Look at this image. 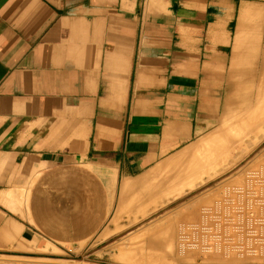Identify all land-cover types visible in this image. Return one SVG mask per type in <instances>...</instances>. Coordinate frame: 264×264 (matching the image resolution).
<instances>
[{"label": "crops", "instance_id": "crops-1", "mask_svg": "<svg viewBox=\"0 0 264 264\" xmlns=\"http://www.w3.org/2000/svg\"><path fill=\"white\" fill-rule=\"evenodd\" d=\"M237 16V0H0V253L93 239L125 180L237 108L264 72L236 54Z\"/></svg>", "mask_w": 264, "mask_h": 264}, {"label": "bare ground", "instance_id": "bare-ground-1", "mask_svg": "<svg viewBox=\"0 0 264 264\" xmlns=\"http://www.w3.org/2000/svg\"><path fill=\"white\" fill-rule=\"evenodd\" d=\"M165 3L167 4V2H165ZM235 34H236V36H235V40H234L235 41L234 46L237 48V52H236L237 56L238 57L249 56L250 58L254 59L255 63L260 62L262 60V58L264 57V0L257 1L255 4H248V7L244 12V16L242 17V19L239 23V26L237 27V33H235ZM246 48H247V50H246ZM258 58H260V60ZM255 70H257V69H255ZM259 73L263 74L262 78L260 77L261 79H259L260 81L259 80L255 81V79L253 81L254 86H255V83L258 82V89L260 88V91L258 92V94L260 95V98L256 104L257 106H254L255 101L253 102L254 103L253 106H252V104L249 105L250 101L252 103V100H249V97L244 96L246 101H247V102L246 101L244 102L245 106H244V103L239 104V105L243 106V110H240L241 108L238 107L239 105L237 106V108L230 107V111L225 113L223 115V117L221 118V124L215 126V129L206 133L205 136H202L201 138L191 142L190 144H188L184 148L178 150L174 154L170 155L171 157H168V159L164 158L166 160L163 159L164 161L161 160L160 163L159 162H158V164L156 163L157 165L153 169H151V171H149L148 173L143 175L142 178L141 177L137 178V180L139 179L138 182H136L137 180H135V183H133V181L130 180V182H132V183H130L129 179L125 180V182H124L125 187L124 188H126L128 186L127 189L129 190L128 191L125 189V191L129 192L128 194H127V192L125 193L123 190V192L125 194H127L126 195L127 199L124 200V201H126L127 205L123 201L124 204L126 205V210H125L126 212L129 211L128 213H130V214H132V212H134V214L135 213L137 214V211H138V213H142V215H143V214H146L145 211L149 208L148 206H151L153 208L155 207L156 210H157V208H160V205H158L159 200L163 201V199L164 200L166 199L168 202V200L170 201L171 198L177 199L179 197H183L186 194L188 195L189 190L193 191L194 189H196L198 187H199V189H201V188L205 189L207 187L205 191H207V189H208V191L210 189H213L211 187H208L209 184L206 181H208V179H210V181H211L212 176L219 174L228 166V165H223L224 167L225 166L226 167L222 168V163L220 161H218L215 154L218 151L221 152L223 150V148L226 147L227 144L229 145L231 142H233L230 145L233 146V144H234V150H236L235 152H237L239 150L238 152L241 155L242 151L244 152L246 150V152H247L248 147H250L251 143H252L251 145H253V141H255L254 139H256L257 137L259 138L261 136L260 134L264 135V133H263L264 132V72H263V70H261V68H260ZM245 75H247V74L245 73ZM250 76L248 75L249 78H250ZM241 78H242V76H241ZM241 81L243 82V80H241ZM245 82H249V81H246V78H245ZM250 95L251 94H248V96H250ZM251 96H250V98H251ZM253 100H254V98H253ZM243 101H244V99H243ZM248 120H250L252 122L250 123V122H248ZM233 137H235V139H233ZM262 147H264V145ZM220 148L222 150H219ZM232 148H229V149L227 148L228 149L227 152L229 153V155L231 154L229 151H231V150L233 151ZM224 150H226V148ZM235 152H234V154H236ZM262 152H264V151H262ZM219 153H218V155H219ZM221 153L223 154V152H221ZM258 154L255 153V155H257V156H258ZM224 155L221 156V154H220L219 156H221L220 158H222ZM229 155H227V156H229ZM230 156L232 158L234 157V155H230ZM261 157H263V156H261ZM213 158L214 159L216 158L217 160H214ZM237 158H239V157H237ZM211 159L213 161H217V163L220 162L221 164L220 163H218V164L216 163V164L221 165V168H219V166L215 165V162L214 163H212L213 161L210 162ZM226 160L227 159H225V161ZM228 160H229V158H228ZM222 162H223V160H222ZM227 162L228 161H226V163ZM231 163H234V162H231ZM223 164H225V162ZM215 167H218V169H216V171H212V169H215ZM245 167H247V166L245 165ZM228 168H229V166H228ZM237 168H238V165H237ZM235 170H237V169H235ZM231 173H233V172H230V174ZM207 174H209V178L205 179V175L207 176ZM250 174H255V172H252ZM256 174H258V175H255L257 177L252 178L253 177L252 176V177L248 178V180L245 183H246V185L248 184L247 187H249V188H250V186L252 187L254 184L257 185V183H258V185L261 186L260 190L264 191V165H262V167H260V170H258ZM228 176H229V174H228ZM232 176H235V175H232ZM229 177H231V176H229ZM223 178H225V177L223 176L222 179ZM150 179H151V181H150ZM220 179L221 178H217V180H219V181H220ZM217 180L215 179V182L219 183V182H217ZM126 181H128L129 183ZM149 181H150V183H149ZM225 181H226V179H225ZM124 183H122V184L124 185ZM126 184H127V186H126ZM246 185H244V186H246ZM244 186L241 187V189L245 188ZM229 187H228V189L230 190ZM20 191H21V189H20ZM13 192H12V194H13ZM162 192L166 193L165 195L167 196L168 199L165 198L164 194H163V196L162 195L158 196V194H161ZM132 193H133V195L130 196ZM21 195H23V194L21 193ZM21 195L19 194L18 195L19 197L17 196L18 199L21 197ZM200 196H201V194H200ZM245 197H243V198L240 197V199L241 200L245 199ZM23 198L24 197L22 196V198H21L22 202L24 201ZM120 199H121V197H120ZM258 199H259L258 202H261V201L264 202V199H262V198H258ZM235 200H236V198L234 196H232L230 198H227L224 201L230 202V201H235ZM144 203H146V204H144ZM163 203L166 204V201L165 202L163 201ZM183 204H181V205H183ZM222 206H223V204H221V202H218V204L217 203L215 204L214 208H216V209L214 211L216 214L213 215L214 219L223 218V213H220V208H222ZM214 211L209 212V213L205 212V214H203V215H201L199 213V219H202L203 222L204 221L206 222L208 220V218L210 217L211 213H213ZM151 212H153L152 209H151ZM165 213H163V214H165ZM168 213L171 214V212H168ZM175 213H176V216H178L179 214L180 215L183 214L182 210H180V211L178 210ZM121 214H123V213H121ZM136 214H135V216H136ZM142 217L143 216H141V218ZM144 217H145V215H144ZM165 217H166V215H165ZM173 219L174 218L170 215L169 218H168V216L166 217V220H161V221L167 222L168 224L161 222V221L159 222L157 220L158 222H154L155 224L150 225L148 228H146L147 230L145 229V227H147V226L144 225L145 226L143 229L144 231L141 230L142 234L140 233V235H139V232H138L137 233L138 235L136 234L137 237L135 236V238H134V236H131V239L129 240V241H131L129 246L126 243H125V245L120 244L121 246H117V249L119 251V254L117 253L118 254L117 256L120 257L121 259H128V261H130V264L131 263L132 264H190V262H191L190 259H192L193 256L197 254L196 247L198 246L199 248L201 247L202 250H204V251H202V252H204L203 254L205 256V257H203L204 258V260H203L204 264H226L224 262V260L221 261L222 257H224L223 255H219V257H217V258L214 257L213 260L210 259L211 261H209L208 257H207V256H209L210 253L222 254L224 252L223 249L225 246V245H223L222 242H220L218 240L215 243H209V242H207V241H209V239H207L206 236H205L204 241L201 243V246L199 243L187 242L186 239L188 237L185 236V235H187L185 232L187 227L185 229L183 226L182 227L179 226V228H178L179 230L176 232L175 230L177 229L178 222L176 224V222H173ZM209 219H212V218H209ZM129 220H130V218H129ZM131 220H132V218H131ZM136 221H138V219ZM216 221H218L217 222L218 226H212V225L206 226L204 224V226L202 228L203 229H210V230L213 229V230H216L218 233H221L220 230H222L221 228H223L221 226V223H220L221 220H216ZM116 222L118 223L119 220L117 219ZM179 224H180V222H179ZM120 225L122 228L125 227V226H122V224H120ZM162 226H164V227H162ZM199 226H201V225L199 224ZM115 228H117V226ZM199 229H201V228L199 227ZM117 230L119 231V228ZM117 230L115 232H117ZM111 231H114L113 228ZM111 231H109V232H111ZM131 233H132V231H131ZM109 234H111V233H109ZM219 237H221V236L219 235ZM162 243L167 244L169 247L167 249L162 250L160 247ZM239 246L241 247V245H239ZM260 246L264 247V244L260 245ZM193 249H195V250H193ZM257 253L260 254V252H257L256 249H253L249 252V254H257ZM247 254H248L247 252H241V251L240 252H236V251L232 252V250L227 251L228 256L232 255L231 259L232 258L238 259V257H241L243 259L246 257ZM262 254H264V251L262 252ZM128 261L126 260V262H128ZM192 262H194L193 259H192ZM234 263L235 262H233V264ZM240 263H238V264H240ZM8 264H14V263L10 262Z\"/></svg>", "mask_w": 264, "mask_h": 264}, {"label": "rangeland", "instance_id": "rangeland-1", "mask_svg": "<svg viewBox=\"0 0 264 264\" xmlns=\"http://www.w3.org/2000/svg\"><path fill=\"white\" fill-rule=\"evenodd\" d=\"M257 1H262V0H237L238 16H237L236 22L232 25L233 33H232L231 40H233L237 26L239 24V16H240L241 6L243 4L244 5L255 4ZM202 34L203 33H200V36H202ZM170 36H171V39H173L175 42L178 40L177 33H175L174 35L171 34ZM258 59L260 60V58H258ZM259 71H260V67L258 70H255V72H254L255 81H258L259 79L262 78V73H259ZM253 81H252V85H250L248 83L249 89H244L242 92L243 94H241V96L240 95L238 96V99H239L238 105L243 104L246 101L244 96H247V97H249V100H252V103L250 101L249 105L252 104V106H253L255 103L254 106H257L256 104L260 98V95L258 94V92L260 91V88L258 89V82H256L255 86H254ZM248 94L252 95V96L250 95L252 99L250 98V96H248ZM253 98H254V100H253ZM243 99H244V101H243ZM244 106H245V103H244ZM238 107L241 108L240 110H243V106L239 105ZM248 122L251 123L252 121L248 120ZM220 124H221V120L217 123V125H220ZM206 133H208V132H206ZM206 133L200 134L195 140L201 138L202 136H205ZM260 135H259L260 136L259 138L257 137L256 139H254L255 141H253V145H251L252 143L250 144V147H248L247 152H246V150L244 152L242 151L241 155L238 152L239 150L237 152H235L236 150H234V144H233V146L230 145L233 142H231L229 145L227 144L229 147L226 145V147H224L223 150L221 148L219 149V150H222L221 152H223V154L220 151H218L215 154L216 158L218 159V161H220L222 163V168L226 167V166L224 167L223 165H228L229 168L227 166L222 172H220L219 174H216L217 176L215 175V176H212V178L210 177L211 181H210V179H208L209 174H207V176L205 175V179H208V181H206L209 184L208 187L213 188V189H210L209 191H208V189H207V191H205L207 187L205 189H203V188L199 189V187H198V188L194 189L193 191L189 190L188 195L186 194L183 197H179L177 199L171 198V200L170 201L168 200V202L166 199L165 200L163 199L164 202L166 201V204L163 203V201L159 200L158 202L160 204L158 203V205H160V208H157V210H156L155 207L153 208L151 206L150 207L148 206L149 208L146 210L147 212L145 211L146 214H143V215H142V213H138L137 210H136L137 214L135 213L136 216H135L134 212H132V214H133L132 215V214L128 213L129 211L128 212L125 211L126 207H123V205H122V207L117 205V207H115V209L113 210V213H112L111 217L109 218L105 227L93 239L86 241L82 244L69 245V246L44 243L43 246H41V248H29L28 249L29 253H26V254H15V253L3 254V253H0V264H8L10 262L14 263V264H95V263L96 264H124L126 262V260L128 261V259H121L120 257L117 256L119 254L117 246H121L120 244L125 245V243L128 244V246H129V244L131 242V241H129L131 239V236H134V238H135V236L138 232L140 235L141 230H143L145 226H147V227H145V229H146L150 225L155 224L154 222H158V221L160 222L161 220H166V217L168 216V218H169L170 215L174 218L173 222H176V224L178 222L177 229L175 230L176 232L179 230L178 229L179 226L180 227L183 226L185 229L187 227L188 230L184 229L186 234H187L185 236L188 237L186 239L187 242L199 243L201 246V243L204 241L205 236H206L207 239H209V241H207L209 243H215L219 240L220 242L223 243V245H225L224 249H223L224 252L222 254L210 253L209 256H207L209 261L213 260L214 257L217 258V257H219V255H223L224 257H222L221 261L224 260V262L226 264H228V263L233 264V262H235L236 264H238L240 262H241L240 264H264V254H262V252L264 251V247L260 246V245L264 244V237H260L257 235L258 232L264 233V202L263 201L258 202L259 201L258 198L264 199V191L260 190L261 186L258 185V183H257L258 186L254 184L252 187L250 186V188L247 187L248 184L246 185V183H245L248 180V178H250L252 176H253L252 178L257 177V176H255V175H258V174H256L257 171L260 170V167H262V165H264V161H263L264 160V152H262V151H264V147H262L264 145V135L263 134H260ZM233 139H235V137H233ZM225 148H226V150H224ZM227 148L233 149V151L230 149L231 151H229V152L231 153L230 155H234V157L236 159L234 157L232 158L229 155V153L227 152V150H228ZM234 152L236 154H234ZM218 153H219V155L221 154V156L225 154L224 155L225 157L223 156L222 158H220L221 156H219ZM255 153H257V154L259 153L260 155L258 154V156H257V155H255ZM227 155H229V156H227ZM261 156H263V157H261ZM237 157H239V158H237ZM216 158L215 159L213 158V159L217 160ZM228 158H229V160H228ZM225 159H227L226 160V161H228L227 163H226ZM222 160H223V162H222ZM211 161H213V160L211 159L210 162ZM214 162H215V165L220 163V162L217 163V161H213L212 163H214ZM224 162H225V164H223ZM231 162H234V163H231ZM237 165H238L239 169L237 168ZM245 165L247 167H245ZM217 166H219V168H221V165H217ZM216 169H218V167H215V169H212V171H216ZM235 169H237V170H235ZM230 172H233V173L230 174ZM252 172H255V174H250ZM228 174L231 177H229ZM232 175H235V176H232ZM223 176L225 178L222 179ZM214 178L216 180H217V178H221V179H220V181L217 180V182H219V183H216ZM225 179H226V181H225ZM244 185H246V186H244ZM243 186L245 188L241 189V187H243ZM228 187L230 188V190L228 189ZM163 194H164L165 198H167V196L165 195L166 193H163V192L161 194H158V196L159 195L163 196ZM200 194H201V196H200ZM229 196L230 197L234 196L236 198V200L230 201V202L224 201L227 198H230ZM240 197H242V198L245 197V199L241 200ZM218 202H221V204H223L222 208H220V213H223V218L214 219L213 215L216 214L214 211L216 208H214V207H215L216 203L218 204ZM146 203H144V204H146ZM181 204H183V205H181ZM151 209L153 210V212H151ZM178 210L179 211L182 210L183 214H181V215L179 214L180 216L179 215L176 216L175 212ZM212 211H214V212L211 213V215L209 217L212 219L208 218V220L206 222L205 221L203 222L202 219H199V213L201 215H203V214H205V212L209 213ZM168 212H171V214ZM121 213H123V214H121ZM163 213H165V214H163ZM144 215H145V217H144ZM165 215H166V217H165ZM141 216H143V217L141 218ZM128 217L130 218V220ZM131 218H132V220H131ZM117 219L119 220L118 223L116 222ZM137 219H138V221H136ZM216 220H221L220 223H221V226L223 227V228H221L222 230H220L221 233H218L216 230H213V229L210 230V229H203L202 228L204 226V224L206 226H208V225L218 226L217 225L218 221H216ZM161 222H164V221H161ZM179 222H180V224H179ZM164 223H167V222H164ZM120 224H122V226H125V227L122 228ZM199 224L201 226H199ZM116 226H117V228H115ZM198 226L201 229H199ZM162 227H164V226H162ZM112 228L114 231H111ZM118 228H119V231L117 230ZM116 230H117V232H115ZM109 231H111V232H109ZM131 231H132V233H131ZM109 233H111V234H109ZM219 235L221 237H219ZM239 245H241V247ZM160 247L162 250H164V249H167L169 246L165 243H162ZM253 249H256L257 252H260V254H258V253L257 254H249V252ZM193 250H195V249H193ZM231 250H232V252H235V251L240 252L241 251V252H247L248 254L243 259L241 257H238V259L237 258L231 259L232 255H229V256L227 255V251H231ZM202 251H204V250H202L201 247L200 248L198 246L196 247L197 254L194 255L192 258L194 262H192V259H190L191 260L190 264H204L203 263V260H204L203 257H205V256L203 254L204 252H202ZM128 263L130 264V261L126 262L125 264H128Z\"/></svg>", "mask_w": 264, "mask_h": 264}, {"label": "built area", "instance_id": "built-area-1", "mask_svg": "<svg viewBox=\"0 0 264 264\" xmlns=\"http://www.w3.org/2000/svg\"><path fill=\"white\" fill-rule=\"evenodd\" d=\"M257 235L260 237H264V233H261V232H258Z\"/></svg>", "mask_w": 264, "mask_h": 264}]
</instances>
